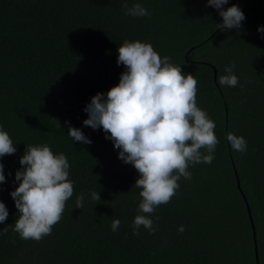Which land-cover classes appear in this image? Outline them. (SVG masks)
Listing matches in <instances>:
<instances>
[{"label":"trees","instance_id":"trees-1","mask_svg":"<svg viewBox=\"0 0 264 264\" xmlns=\"http://www.w3.org/2000/svg\"><path fill=\"white\" fill-rule=\"evenodd\" d=\"M127 3L149 15H126L122 0H0V126L17 148L0 157V202L9 213L0 223V264H264V0H229L224 9L237 5L245 20L224 31L207 0ZM125 40L151 43L198 80L197 105L219 140L212 163L190 166L192 178L181 177L171 202L156 208L151 235L143 227L133 235L139 174L102 128L83 125L91 98H106L126 71L117 64ZM233 62L239 84L219 85ZM69 125L92 143L74 142ZM229 132L245 138V153L231 148ZM45 144L68 158L74 194L51 235L22 240L13 231L19 213L10 193L26 146ZM114 219L121 221L116 232Z\"/></svg>","mask_w":264,"mask_h":264},{"label":"clouds","instance_id":"clouds-1","mask_svg":"<svg viewBox=\"0 0 264 264\" xmlns=\"http://www.w3.org/2000/svg\"><path fill=\"white\" fill-rule=\"evenodd\" d=\"M228 2L207 0V5L219 10L222 23L217 28L221 31L239 29L245 20L237 5L224 9ZM122 7L132 17L149 15L139 3L129 7L127 0H122ZM258 32L264 38V27H258ZM117 51V64L125 66L126 71L121 73L119 83L107 91L106 98L104 93L91 98L84 108L88 118L83 125L94 130L102 128L105 138L119 150L118 158L139 174L134 186L141 189L138 204L141 214L133 220V235L140 236L141 227L151 235L156 231L151 219L156 208L171 202L180 188L181 177L192 178L190 166L212 163L219 140L215 122L197 105L198 80L192 74H185L181 66L170 62V57H161L151 43L125 40ZM234 68V62L225 68L227 74L219 77V85L239 84ZM68 135L74 142L92 143L80 129L70 125ZM227 140L234 151H247L244 137L229 132ZM16 151L12 138L0 126V157ZM19 163L22 168L15 173L19 186L10 193L19 213L13 231L22 240L39 242L51 235L74 194V184L69 179L70 164L63 153L54 154L46 144L26 146ZM5 181L4 165L0 162V184ZM91 198L100 201L97 192H91ZM83 206L81 193L76 208ZM8 215L5 204L0 202V223ZM120 224L119 219H114L111 230L116 232ZM184 230L183 226L178 228L180 232Z\"/></svg>","mask_w":264,"mask_h":264},{"label":"water","instance_id":"water-1","mask_svg":"<svg viewBox=\"0 0 264 264\" xmlns=\"http://www.w3.org/2000/svg\"><path fill=\"white\" fill-rule=\"evenodd\" d=\"M215 76H216V71H215V69H214V79H215ZM237 186L240 188V185H239V182L237 181ZM247 210H248V215H249V218H250V222H251V226H252V228H253V231H252V233H253V238H254V243H255V230H254V224H253V220H252V218H251V214H250V210H249V207H248V205H247ZM255 252H256V245H255ZM256 264H258V261L256 260Z\"/></svg>","mask_w":264,"mask_h":264}]
</instances>
